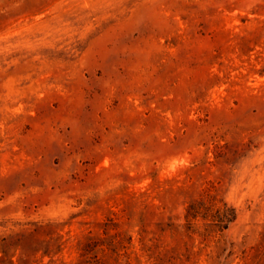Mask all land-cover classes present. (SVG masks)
I'll return each instance as SVG.
<instances>
[{
  "label": "rangeland",
  "instance_id": "obj_1",
  "mask_svg": "<svg viewBox=\"0 0 264 264\" xmlns=\"http://www.w3.org/2000/svg\"><path fill=\"white\" fill-rule=\"evenodd\" d=\"M0 264H264V0H0Z\"/></svg>",
  "mask_w": 264,
  "mask_h": 264
},
{
  "label": "trees",
  "instance_id": "obj_2",
  "mask_svg": "<svg viewBox=\"0 0 264 264\" xmlns=\"http://www.w3.org/2000/svg\"><path fill=\"white\" fill-rule=\"evenodd\" d=\"M203 202L202 200H193L185 209V219L188 223L201 217L205 220H210L209 226L217 227L219 230L226 229L236 218V212L234 208H227L226 203L224 208L218 209L217 211H201Z\"/></svg>",
  "mask_w": 264,
  "mask_h": 264
}]
</instances>
